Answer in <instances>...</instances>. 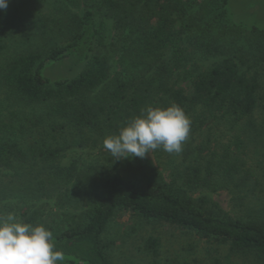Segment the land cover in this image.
Listing matches in <instances>:
<instances>
[{"label": "trees", "instance_id": "16d2710c", "mask_svg": "<svg viewBox=\"0 0 264 264\" xmlns=\"http://www.w3.org/2000/svg\"><path fill=\"white\" fill-rule=\"evenodd\" d=\"M228 2L82 0L61 19L68 43L35 22L43 44L27 50H7L11 4L0 10V198L54 199L18 218L51 230L64 264H128L108 233L123 214L207 241L194 264H264V29L230 22ZM200 56L214 60L201 68ZM173 103L192 122L180 154L116 160L102 146L62 164L146 105ZM218 191L230 211L207 195ZM140 246L154 257L159 242Z\"/></svg>", "mask_w": 264, "mask_h": 264}, {"label": "rangeland", "instance_id": "374dc122", "mask_svg": "<svg viewBox=\"0 0 264 264\" xmlns=\"http://www.w3.org/2000/svg\"><path fill=\"white\" fill-rule=\"evenodd\" d=\"M81 1L77 0V4L71 5L65 0H8L11 6L8 13L9 24L7 23L5 35L7 50L34 49L41 43L43 44L33 25L35 22L37 24L45 23L50 28L54 25L53 30L48 31V33L53 34L52 44L63 45L68 43L67 37L64 36V25L61 19L64 18L67 12L80 15L82 12ZM226 9L230 22L241 25L245 29L251 25L264 29V0H229ZM53 19L58 20L57 25L52 22ZM105 25V29L103 30L104 41L108 44L113 40L112 20L107 19ZM200 58L201 62L199 65H201V68L207 67L214 60L210 56H200ZM102 146L70 148L64 153L61 162L65 165L79 159L88 161L98 155L97 152ZM146 156L152 158L151 152L146 154ZM207 195L225 211L231 210L229 203L230 194L227 191L209 192ZM41 203L49 204L47 206L50 207L54 203V199L19 200L15 197L0 198V214H6L11 211L15 212L18 216L22 208L27 206L37 207ZM54 210L57 212L62 211L59 208H55ZM108 233L113 236L117 245L114 249L115 255L119 260L125 261L128 264L150 262L152 264L153 260H157L156 264H187L188 262L189 264H194L193 260L198 259L202 253H205V248L213 247L207 241L196 237L194 234L185 233L176 227L168 225L144 223L131 218L129 214L115 217L108 227ZM149 235L156 237L159 242L157 254L154 257L142 252H136L135 250L137 246L140 249L144 238ZM220 252L223 253L224 251L220 249Z\"/></svg>", "mask_w": 264, "mask_h": 264}, {"label": "clouds", "instance_id": "9594fccd", "mask_svg": "<svg viewBox=\"0 0 264 264\" xmlns=\"http://www.w3.org/2000/svg\"><path fill=\"white\" fill-rule=\"evenodd\" d=\"M7 7L8 0H0V10ZM191 123L177 104L146 105L118 134L106 136L103 148L116 160L142 159L157 149L180 154L189 138ZM65 259L63 251L55 246L52 231L44 225L26 223L15 212L0 214V264H64Z\"/></svg>", "mask_w": 264, "mask_h": 264}]
</instances>
